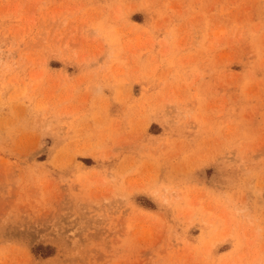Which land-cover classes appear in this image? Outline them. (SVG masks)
I'll return each instance as SVG.
<instances>
[{
	"label": "rangeland",
	"instance_id": "obj_1",
	"mask_svg": "<svg viewBox=\"0 0 264 264\" xmlns=\"http://www.w3.org/2000/svg\"><path fill=\"white\" fill-rule=\"evenodd\" d=\"M0 264H264V0H0Z\"/></svg>",
	"mask_w": 264,
	"mask_h": 264
}]
</instances>
